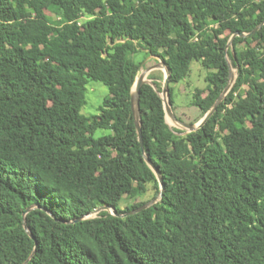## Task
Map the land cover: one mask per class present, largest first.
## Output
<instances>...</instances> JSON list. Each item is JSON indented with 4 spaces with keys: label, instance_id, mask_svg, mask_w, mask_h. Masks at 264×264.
<instances>
[{
    "label": "trees",
    "instance_id": "1",
    "mask_svg": "<svg viewBox=\"0 0 264 264\" xmlns=\"http://www.w3.org/2000/svg\"><path fill=\"white\" fill-rule=\"evenodd\" d=\"M141 49L170 69L173 109L171 84L195 61L203 116L231 64L236 81L185 134L160 83L144 84V148L163 197L90 217L160 194L132 108ZM93 81L109 95L87 116ZM0 264H264V0H0Z\"/></svg>",
    "mask_w": 264,
    "mask_h": 264
},
{
    "label": "rangeland",
    "instance_id": "2",
    "mask_svg": "<svg viewBox=\"0 0 264 264\" xmlns=\"http://www.w3.org/2000/svg\"><path fill=\"white\" fill-rule=\"evenodd\" d=\"M48 14L52 15L51 12ZM86 18L82 19L84 21ZM134 60L136 62H141L143 67L141 72H144L148 67L156 64L163 63V61L156 56H147L145 50L141 49L138 53L134 55ZM166 67L156 68L148 74V79L157 81L160 83L161 88L164 85V80L166 77ZM236 73V70H235ZM206 72L203 69L202 65L195 61L192 63V72L182 82L172 83L171 86L174 91V99L176 101V109H173L174 114L178 119L187 122L197 124L203 119V115L200 109L193 105L194 93L198 88H205L207 86L205 81ZM154 77V78H152ZM158 88V87H157ZM109 95V88L102 82L93 81L88 84V93H87V104L82 108V113L87 116H92L100 113V107L103 104L104 99ZM173 107V106H172ZM169 125L174 129H179L181 131L188 132V128L182 123L177 121L171 114L166 115ZM107 133L104 130L97 132L96 137L101 136L102 134ZM153 191L146 195L143 199L153 197ZM139 199H132L126 197L123 201V206L128 203H134ZM97 215V212L90 214V217Z\"/></svg>",
    "mask_w": 264,
    "mask_h": 264
},
{
    "label": "water",
    "instance_id": "3",
    "mask_svg": "<svg viewBox=\"0 0 264 264\" xmlns=\"http://www.w3.org/2000/svg\"><path fill=\"white\" fill-rule=\"evenodd\" d=\"M236 34L241 35V36L247 35L246 33H243V32L236 33ZM231 45H232V41L229 42L228 48H230ZM162 67H166V70H167L166 71V77L164 80V85L162 87V91L160 92V95L164 101L166 113L171 114L177 121H179L184 126H186L189 130L188 132H192V131H196V130L200 129L213 116V114L217 111L218 106L221 104V102L226 98L228 93L233 88L235 81H236V77H237V75L235 73V69L233 68V66L231 64L230 65V79H229V82H228L226 88L224 89L222 94L219 96V98L216 100V102L214 103V105L210 109V111L207 112L206 115L203 117V119L199 123L194 124V123H187V122H184V121L178 119V117L173 112V107H172V103L170 100L171 71L164 62L163 63H156V64L148 67L144 72L140 73L136 79V82L134 84L133 91H132V108H133L134 118H135V122H136V127H137V131H138L139 139L141 142V146H142L143 151L145 153V159H146L147 163L150 165V167L154 170L156 175L158 176V179H159V182L161 185L160 194L157 197H155L154 199H152L151 201H149L148 203L138 207L137 209H135V210H133L127 214H119L114 207H110L107 205L98 208L95 211L97 213L99 211H102V210H107V211H110L114 215L124 216V215L134 214V213L140 212V211L150 207L151 205L155 204L156 202H158L163 197V194H164V191L166 188L164 178H163L159 168L155 165V163L150 158V156L145 152L143 136H142L141 107H140L141 90H142V87L144 84H151L153 87H155V89L158 90L156 83L153 80H150L147 78L148 74L152 70H154L156 68H162ZM185 133H187V132H184V134Z\"/></svg>",
    "mask_w": 264,
    "mask_h": 264
}]
</instances>
